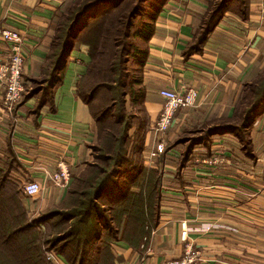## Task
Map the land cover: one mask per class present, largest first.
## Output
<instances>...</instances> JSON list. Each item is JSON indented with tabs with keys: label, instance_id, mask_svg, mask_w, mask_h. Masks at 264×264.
I'll use <instances>...</instances> for the list:
<instances>
[{
	"label": "crops",
	"instance_id": "crops-1",
	"mask_svg": "<svg viewBox=\"0 0 264 264\" xmlns=\"http://www.w3.org/2000/svg\"><path fill=\"white\" fill-rule=\"evenodd\" d=\"M71 1L0 0V29L17 30L23 38L22 75L27 85L43 75L55 15ZM212 1L162 0L145 41L142 94L135 101L145 109L150 124L162 106L158 94L162 87L197 89L195 105L185 107L177 120L198 124L230 117L244 84L264 71V2L259 0H244V14L238 5L225 10L201 49L184 54ZM7 54L0 39V61ZM88 61L87 45L74 46L61 80L38 107L40 92L24 98L10 116L0 103V168L9 162L8 178L17 184L40 183V192L27 196L39 208L66 193L49 178L59 160L74 176L90 159L93 122L87 104L75 92ZM247 136L244 145L233 133L214 134L211 143L189 150L178 165L162 164L167 171H163L165 188L153 224L145 232L131 240L123 237L120 227L117 237L96 239L89 251L57 253L58 263L157 264L174 259L184 249L180 237L184 221L186 241L200 251L196 264H264V110L252 121ZM213 157L217 161L209 162Z\"/></svg>",
	"mask_w": 264,
	"mask_h": 264
},
{
	"label": "trees",
	"instance_id": "trees-1",
	"mask_svg": "<svg viewBox=\"0 0 264 264\" xmlns=\"http://www.w3.org/2000/svg\"><path fill=\"white\" fill-rule=\"evenodd\" d=\"M127 1L68 2L55 15V35L43 75L31 82L34 86L30 89L22 75L24 90L17 105L24 98L39 92L41 97L37 107L45 103L50 89L61 80L70 51L78 45L77 38L85 34L81 40L88 46L89 61L76 81L75 92L87 104L91 114L96 142L90 145V157L93 160L83 163L73 176L65 196L68 208L41 216L45 221L57 218L54 227L57 230L56 237H45L44 240L51 244L56 239L58 246L52 244L51 249L64 256H68L72 250L89 251L96 239L111 240L117 237L120 227H123V237L133 240L153 224L152 220L158 211L160 199L157 193L154 194L158 175L156 171L153 173L154 167H147L138 161L144 145H139V150L132 149L139 154H132L136 160L131 161L128 157L132 147L131 130L132 135L136 136L144 133L145 126L144 122H136L139 120L137 115L127 113V103L134 104L142 94L139 85L147 54L145 41L152 34V22L162 0L150 3L149 8L144 4L145 0H136L133 6L125 8ZM233 1H236L235 5ZM244 4V0H213L184 54L189 55L201 49L206 36L225 10L238 5L244 14ZM139 39L144 44H138ZM131 59L137 66V75L131 74L128 69ZM108 93L110 95L104 102V96ZM263 110L264 71L250 83L244 84L230 117H220L209 123L204 134L194 137L191 143H207L213 134L230 132L246 145L247 130ZM147 123L145 113L146 126ZM187 154L188 150L183 154V159ZM9 164L7 162L5 169L0 168V240L4 245L17 240L22 233L21 227L26 224L16 222L19 218H25L24 210H19L23 203V191L8 178ZM7 196L17 206L11 215L3 213ZM67 221H70L69 226L63 227L62 224H67ZM23 241L27 244L31 239ZM24 248L25 253L21 256L23 260L31 257L37 262L35 264H48L41 252L30 256ZM0 264H3L1 260Z\"/></svg>",
	"mask_w": 264,
	"mask_h": 264
},
{
	"label": "rangeland",
	"instance_id": "rangeland-1",
	"mask_svg": "<svg viewBox=\"0 0 264 264\" xmlns=\"http://www.w3.org/2000/svg\"><path fill=\"white\" fill-rule=\"evenodd\" d=\"M135 1L136 0H128L127 4H126L127 7H125V8H130L131 5L133 6ZM156 1L157 0H147V1L145 0L144 4L148 7V6H150V3L156 2ZM84 38H85V34H81L79 36V38H77V40H76L77 44H86L84 41L81 40ZM22 43H23V38H22ZM23 47H24V45H23ZM24 50H25V47H24ZM7 51H8V48H7ZM87 51H88V46H87ZM128 67H129L128 69L131 72V74L137 75V73H136L137 66L132 59L129 61ZM32 86H34V84L32 85V83L30 82L28 84L29 89ZM109 95H110L109 93L105 94V96H104L105 98L103 99L104 102L108 98ZM185 109H186L185 107H184V109H182V108L179 110L177 109L173 114L174 120H173V124L171 125V127H168L166 130L158 132L155 134V132H153L152 130L150 132V128H151L152 123L150 124L148 122L147 126L145 125V113L146 112H145L143 106L142 107L139 106L138 103H134V104L127 103V113H129V114L133 113V114L137 115L136 118H139V120H136V122H138L139 124H142L144 122V126H145L144 133H138V135H136V136H134V134L132 135V130H131L130 144L132 145V147L129 150L128 157L130 158L131 161L136 160L134 157H132V154H134V153H135V155H139V154H138V152H134V150H132V149L139 150L140 149L139 145H141V144H142V146L144 145V150H143V152L142 151L140 152L142 154L140 156V159L138 158V161L147 167H154L153 173L156 171V173L158 175V182L156 183L157 186H156V189L154 191V194L157 193V195L159 196V199H160L161 193L164 192V188H165L164 185H162L164 182L163 178L166 177V176H163V171L165 173H167L166 169H163L162 164L172 163L173 166L174 165L176 166L183 160V154L185 153V151L188 150V154H189L190 153L189 150L193 149L194 147H196V146L198 147L199 145H207V144L212 142L211 139H212V136L214 134L210 136V139L207 143H205V142L193 143V144L191 143V141L194 137L199 136V135H203L205 130H206L207 125H209V123L215 121L216 118L211 119V120H204L202 123H198V124H195V123L191 124L188 122L183 123L182 121L179 122V120H177V118L180 116V114H182L185 111ZM136 118H134V119H136ZM153 123H154V121H153ZM147 133L150 134V135L148 134V137H147ZM226 133H229V132H226ZM94 134H95V132H94ZM218 134H225V133H218ZM158 139L164 144L165 149L160 155H158L156 158H154L151 162H148L146 159L147 152H148L149 148L151 147V144L153 143V141H157ZM237 139H239V138L237 137ZM94 142H95V135H94V140H93L92 144H94ZM191 159H193V157ZM92 160H93V158L91 156L88 161H92ZM59 161L64 162L63 160H59ZM69 173H70V171H69ZM171 173H173V171ZM72 179H73V176H71V174H69V181H68L67 187L64 188V189H66L65 192L70 187V183H71ZM22 187H23L22 183L17 184V188L20 189V191H22ZM61 189H63V188H61ZM65 196H66V193H64V195L62 196V198L60 200L54 202L52 205L46 206L44 208H39L36 204L32 203L31 198H29V197L27 198V196L23 193V203L20 205L19 210H21V211H22V209L24 210L25 218H23V219L19 218V220L17 219L16 222H21V223L25 222L26 224L23 227H21L22 233H20V234L18 233L19 237L17 238V240L11 241L9 243L7 242L5 245L2 244L1 240H0V260L2 261L3 264H35L36 261L34 259H30L31 257H27V259H25V260L22 259L21 256H23V254L25 253L24 247H26V252L30 256L31 255L35 256V254L37 252H39V254L41 252V254L43 256V260L45 262H47L48 264H59L57 261V258L55 257L57 252L55 251V249H53V248L51 249L52 244H54V247L58 246V243H56L57 240L54 239V241H53L56 244L55 243L49 244V243H46V241L44 240L45 237H47V238H52V237L55 238L56 237L55 234H56L57 230L54 229V227L57 223V218H55L53 220L50 219V221L49 220L45 221V219L41 218V216L44 213H55L57 211L62 212L65 209H67L68 205L65 201L66 200ZM9 199H11V200H9ZM14 203H15V201L11 197L7 196L5 198L3 213L5 212V213L11 215L14 212V209L17 207L16 204H14ZM107 204L111 205L109 203H107ZM152 205H153V203H152ZM41 219H43V220H41ZM152 222H153V220H152ZM69 224H70V221H67V224L63 223L62 225H63V227H68ZM25 227H26V229H25ZM58 227H61V225ZM13 239H15V237ZM23 239H31V241H29V243L25 244ZM49 253L50 254L52 253L53 256L49 257Z\"/></svg>",
	"mask_w": 264,
	"mask_h": 264
},
{
	"label": "built area",
	"instance_id": "built-area-1",
	"mask_svg": "<svg viewBox=\"0 0 264 264\" xmlns=\"http://www.w3.org/2000/svg\"><path fill=\"white\" fill-rule=\"evenodd\" d=\"M264 2V0H259ZM0 39H2L8 48L6 58L0 61V103L4 108L6 115H13L17 103L20 101L24 85L22 82V70L25 58V50L22 43V35L19 31L1 28ZM159 96L163 99L162 106L158 112L151 130L158 133L166 130L172 122L174 112L179 108L193 106L196 103L198 91L194 87H187L183 90L162 87L158 90ZM164 144L158 139L153 141L149 148L146 159L151 162L154 158L164 151ZM261 160L264 162V151L261 154ZM217 158L213 157L209 162H216ZM69 169L66 163L57 162L56 169L49 173L51 182L59 188L67 187L69 181ZM41 190V185L35 180L27 181L23 184L22 191L26 196H35ZM181 240L184 241L182 254L174 259H169L157 264H196L200 259V251L194 248L186 241L188 229L184 221H181ZM53 254L49 253V257Z\"/></svg>",
	"mask_w": 264,
	"mask_h": 264
}]
</instances>
